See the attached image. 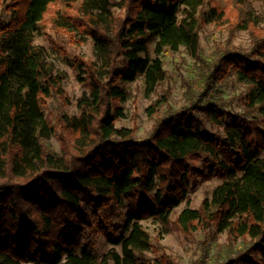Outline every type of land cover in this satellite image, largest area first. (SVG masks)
<instances>
[{"label":"trees","instance_id":"1","mask_svg":"<svg viewBox=\"0 0 264 264\" xmlns=\"http://www.w3.org/2000/svg\"><path fill=\"white\" fill-rule=\"evenodd\" d=\"M255 1L0 0V264H179L161 243L172 231L204 233L199 264L207 238L221 234L228 256L214 264H264V25ZM208 23L229 30L213 63L200 40ZM49 28L79 45L92 38L96 53L75 57L85 74L79 113L54 120L46 110L50 99L68 100L63 75L34 44ZM241 30L248 49L231 45ZM182 47L207 66L204 87L196 94L189 84V103L139 140L116 125L132 97L126 84L143 75L148 91L163 86L160 55ZM232 74L247 84L241 113L208 99ZM170 94L149 106L151 116ZM216 175L222 182L199 208L176 211L192 183ZM101 235L121 250L100 253Z\"/></svg>","mask_w":264,"mask_h":264},{"label":"rangeland","instance_id":"2","mask_svg":"<svg viewBox=\"0 0 264 264\" xmlns=\"http://www.w3.org/2000/svg\"><path fill=\"white\" fill-rule=\"evenodd\" d=\"M1 9L2 7L0 5V15ZM255 11L264 25V1H255ZM10 16V14L6 15L8 21ZM226 25L218 26L215 23H208L200 32L202 52L208 62H214V53L217 44L220 43L223 46L227 44L229 30ZM48 34L65 47L66 54L50 44ZM34 44L38 51H40L42 57L47 62L52 63L56 71L63 75L62 86L65 91V96L68 99L67 102L64 101V98H61L60 102L50 99L46 114L53 120L60 111L69 114H78L79 108L76 105V100L86 88L82 80L85 74L75 64V57L79 55L88 60H95L96 53L93 39L87 38L83 44L79 45L70 42L67 35L49 28L46 34L45 32L36 34ZM155 44L156 41L150 44V54L152 57L155 56ZM231 45L248 49L251 45L249 31H239ZM160 56L164 62V68L168 72V77L164 85L158 86L154 91H148L143 75H140L135 81L127 83L126 87L132 92V97L122 104L125 114L116 121L118 127L135 128V137L139 140L149 137L160 117L181 110L189 103L187 99L189 84L193 87L196 94L204 87L202 72L208 71L207 66L202 68L203 64H200L184 47L179 51L161 54ZM246 88L247 84L241 82L236 74H232L222 84H216L211 89L208 94V99L229 101L226 109L241 113L246 107ZM166 89L171 91L168 103L160 106L159 112L151 116L147 109L156 99L164 95ZM209 127L213 128L211 124H209ZM52 143L59 150L60 143L56 136L52 137ZM221 182L222 178L216 175L209 180L200 181L196 184L192 183L187 199L176 208V211L180 212L185 207L193 209L199 208L202 201L207 197H211L214 188ZM143 224L154 236L158 235L159 226L157 224L146 220L143 221ZM205 238L202 231H197L193 235H188L180 231H172L161 234V243L165 246L169 254L176 256L179 264H199L203 255L202 241ZM211 238H207V244H210V252L208 253L206 264H214L216 258H219L218 262L225 261L228 256L226 249L223 247L226 241V235H219L215 241L211 240ZM113 247L121 250L120 245L115 246L105 236H100L97 245L100 253H105Z\"/></svg>","mask_w":264,"mask_h":264}]
</instances>
